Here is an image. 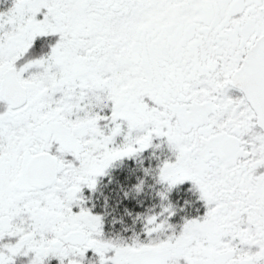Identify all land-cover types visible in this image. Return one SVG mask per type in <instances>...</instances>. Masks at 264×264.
I'll list each match as a JSON object with an SVG mask.
<instances>
[{
  "label": "snow or ice",
  "instance_id": "obj_1",
  "mask_svg": "<svg viewBox=\"0 0 264 264\" xmlns=\"http://www.w3.org/2000/svg\"><path fill=\"white\" fill-rule=\"evenodd\" d=\"M0 264H264V0H0Z\"/></svg>",
  "mask_w": 264,
  "mask_h": 264
}]
</instances>
